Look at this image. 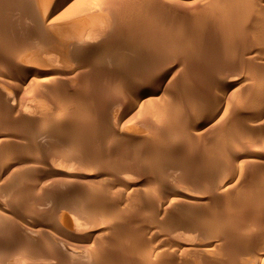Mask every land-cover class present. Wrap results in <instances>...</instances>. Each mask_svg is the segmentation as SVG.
<instances>
[{"label": "rangeland", "instance_id": "1", "mask_svg": "<svg viewBox=\"0 0 264 264\" xmlns=\"http://www.w3.org/2000/svg\"><path fill=\"white\" fill-rule=\"evenodd\" d=\"M48 1L0 0V264H255L264 0ZM92 28L96 48L77 50ZM78 63L58 92L22 81ZM217 105L222 118L202 123ZM51 114L35 138L31 118ZM66 170L80 177L61 180Z\"/></svg>", "mask_w": 264, "mask_h": 264}, {"label": "bare ground", "instance_id": "2", "mask_svg": "<svg viewBox=\"0 0 264 264\" xmlns=\"http://www.w3.org/2000/svg\"><path fill=\"white\" fill-rule=\"evenodd\" d=\"M72 0H60L59 1V3H58V5H56V6H53V10L55 11V10H58L59 9V7H60V9H61V6H65V4H67V3H70ZM48 2H53V0H49ZM53 4V3H52ZM49 5V4H48ZM54 5V4H53ZM90 8V7H89ZM85 9H87V8H85ZM93 9H95V8H93ZM86 11H89V9L88 10H86ZM92 11V10H91ZM45 15V14H44ZM96 33H98V30L97 29H94V28H92V29H90V31L89 32H87L86 33V35L85 36H83V35H81V34H78V35H80V36H78V38H76V39H78V41L77 40H75V41H77V44H75V48L77 49V50H81V49H84L83 51H87V52H90L91 50H93V49H95L96 48V46H95V44H93V39H94V37L96 36ZM83 34H85V33H83ZM76 36V35H75ZM77 37V36H76ZM71 40V39H70ZM73 44V43H72ZM71 45V44H70ZM73 47H74V45H73ZM85 53V52H84ZM73 59H76V58H73ZM81 69V65L78 63V65H73L72 66V68H71V70H69L68 72H64V71H60L58 68H52V69H50V70H47V71H42V70H40V72L38 73V71L35 69L33 72H32V74L31 75H28V76H24V78H22V81L23 82H28V83H32L33 81H35V79H39V81H40V83L41 84H45L46 85V87H48V91L47 92H58V88H52L51 87V85L50 84H52V83H55V82H57V81H60V80H63L64 78L65 79H67V77L68 76H65V75H70V74H72V73H74V74H77V72L79 71ZM82 70V69H81ZM83 71V70H82ZM241 78V77H240ZM240 78L239 77H232L231 76V78H229V80H228V82H227V86L229 85V86H231V87H237V86H241L242 84V81L240 80ZM81 81L83 82V79H81ZM50 85V86H49ZM149 87L150 88H154V86H155V90L157 91V90H161V89H163V86H162V81L161 80H158L157 78H153V79H151L150 81H149ZM153 85V86H152ZM47 89V88H46ZM166 89V88H165ZM228 89V88H227ZM35 91V90H34ZM153 91H154V89H153ZM158 91V92H159ZM36 92V91H35ZM152 92V91H151ZM158 92H155V93H150V94H147V95H139L138 96V98H137V100H142V101H144V103L147 101V100H149V99H151V100H153L152 99V97H153V95H155V94H157L158 95ZM226 93H227V90H224V91H222V93L220 94V96L218 97V99H217V103L216 104H223V102H224V100H226L225 99V96H226ZM42 96H46V94H45V92H44V95H42ZM15 100V99H14ZM6 101V100H5ZM9 101V100H8ZM131 102H125V107H123V109H122V111H120L119 110V114L117 115L118 116V118H119V120H123L124 119V117L126 116V115H128L129 113H132L133 111H134V109H137V108H135V107H137V106H135V104L132 102V101H134V99H132V100H130ZM227 101V100H226ZM148 102V101H147ZM150 103V102H149ZM219 106L220 105H217V106H215V107H213L214 109H210V111L208 110L207 112L205 111L204 113H202L201 114V122L203 123L204 121H207L208 122V120H210V119H216V117H218V114H219ZM20 107V106H19ZM142 107V106H141ZM206 107V106H205ZM21 108V107H20ZM20 108L17 110L21 115H22V117H27L26 115H27V113H28V111H26V110H20ZM56 109H61V106L60 105H57L56 106ZM27 112V113H26ZM142 112V111H141ZM28 117H31L30 115H32L31 113H28ZM59 115H62L61 113H59ZM145 115V114H144ZM18 116H19V114H18ZM21 117V116H20ZM219 117L220 118H222V116H220V114H219ZM218 117V118H219ZM57 119L58 117H54L53 116V114H51V115H45V116H41V117H37V118H35V117H32L31 119L32 120H30V122H32V121H34L33 122V124H31L32 126H30L29 125V128L31 129V131L33 132V136H35V138H39V137H42V138H46V137H48L50 134H49V131H50V127L51 126H53L54 124H55V122L53 123V121H54V119ZM125 118H127V117H125ZM219 118V119H220ZM23 119V118H22ZM55 119V120H56ZM218 119V120H219ZM26 120H28V119H25V122H26ZM126 120V119H125ZM215 121V120H214ZM122 123V122H121ZM123 123H124V121H123ZM57 124V123H56ZM58 125H60V124H58ZM124 128L125 127H127L128 125H127V123H124L123 125H122ZM22 127V126H21ZM25 128V127H24ZM129 130V129H128ZM131 130V129H130ZM122 131H123V129H122ZM120 132L122 135H123V133L124 132ZM24 133V132H23ZM124 136H126V135H124ZM260 147H255L252 151H251V157H258L259 155H261V157H262V154H264V149L263 148H260ZM263 158V157H262ZM226 166H228V165H226ZM2 167V166H1ZM235 168V167H234ZM1 169V168H0ZM5 169V168H4ZM7 170V169H6ZM6 170H3L4 172L6 171ZM72 171V170H71ZM255 171V170H254ZM73 172V171H72ZM72 172H69V171H65L64 172V174H62V178L63 179H61V180H65V181H72V180H74V179H76L77 177H80L79 175H77L76 173H72ZM1 173V172H0ZM3 173V172H2ZM2 173L0 174V175H2ZM7 173V172H6ZM6 173H5V175H6ZM227 173V172H226ZM17 174V173H16ZM231 174V173H230ZM88 177V176H87ZM85 179V178H84ZM87 180H88V182H92V180L90 179H88V178H86ZM227 180V179H226ZM55 181V180H54ZM123 183H125V182H123ZM16 186V185H15ZM23 189V188H22ZM49 190V189H48ZM226 190V189H225ZM189 197V196H188ZM195 197V196H194ZM108 212H110V211H108ZM115 219H104V220H102L101 222H99L97 225H96V228H94L93 230H97V231H105L106 229H109L110 227L109 226H113L112 224L114 223L115 224ZM179 224V223H178ZM197 226V225H196ZM179 228V227H178ZM114 229V228H113ZM100 249V248H99ZM93 250V249H92ZM24 251V250H23ZM46 251V250H45ZM95 251V250H94ZM94 251H92V252H94ZM50 253V252H49ZM58 253V252H57ZM91 253V252H90ZM45 254H48L47 252H45ZM44 254V255H45ZM27 255V254H26ZM52 255V254H51ZM145 255H148V254H145ZM53 257H55L54 256V254H53ZM30 259V258H29ZM32 260V259H31ZM44 262H47V261H45L44 260ZM36 264H38V263H36ZM255 264H264V254H262V255H260L259 257H257V260L255 261Z\"/></svg>", "mask_w": 264, "mask_h": 264}]
</instances>
